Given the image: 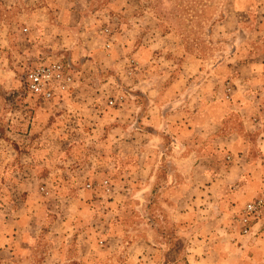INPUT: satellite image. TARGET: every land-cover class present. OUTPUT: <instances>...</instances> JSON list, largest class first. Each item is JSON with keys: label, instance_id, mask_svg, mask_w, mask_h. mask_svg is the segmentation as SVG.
Wrapping results in <instances>:
<instances>
[{"label": "rangeland", "instance_id": "374dc122", "mask_svg": "<svg viewBox=\"0 0 264 264\" xmlns=\"http://www.w3.org/2000/svg\"><path fill=\"white\" fill-rule=\"evenodd\" d=\"M262 25L264 0H0V264H264V205L249 232L242 222L248 204L264 202V182L244 184L263 171ZM53 64L63 78L43 100L23 77ZM174 76V100L205 82L215 91L205 102L231 104L223 140L187 136L182 146L137 120L148 101L133 104L134 85ZM184 99L183 111L196 112L195 93ZM238 138L253 167L224 186L226 203L211 195L216 186L201 196L204 172L214 178L216 163L232 159L216 148ZM183 155L191 182L180 185ZM199 160L214 168L192 169ZM194 193L181 217L180 197Z\"/></svg>", "mask_w": 264, "mask_h": 264}, {"label": "crops", "instance_id": "0c3cea01", "mask_svg": "<svg viewBox=\"0 0 264 264\" xmlns=\"http://www.w3.org/2000/svg\"><path fill=\"white\" fill-rule=\"evenodd\" d=\"M262 27H264V25H262ZM256 33L260 35H264V33H262L261 31L256 32ZM242 34L244 35V37H248V38L249 36H251L249 31H247L246 29L242 30ZM233 35H236V33L231 34L232 37ZM2 37H3V34L0 33V41ZM149 40H151V38ZM152 41H155V42L154 43L149 42L147 43V45L142 44V46L139 49H137L136 56L138 58L140 57L144 58L145 57L144 54L146 53L151 55L153 51L157 49L158 47L157 38H155ZM0 56H1V53H0ZM24 59L25 58H22V60ZM2 61L3 60L0 59V70H5L6 65L4 67ZM19 66L21 67V64ZM252 75L253 77L256 76V74L255 75L252 74ZM164 77L166 76L160 77V79ZM238 77H239L238 81L242 79L241 75H239ZM178 79H179L178 76L176 77L174 76L173 80L168 83V86L162 85L159 87L157 86V84H154V82L152 83L151 81H145L143 83L134 85V90L138 91L135 96L141 99L137 100V103L134 100L133 104H135L136 106H138L139 109H141V105H139L141 103V100L143 99L144 101L146 100L148 101L147 111L143 112V114H139L140 113L139 110L138 112H134L137 120L141 121V119H143L146 122H148V124L154 128V129L150 128L149 130L150 131L152 130V132H154L156 135L160 134V129L162 126L164 127V130L166 131L167 135L172 136L173 132L176 133V137L174 139L176 140L180 139L178 143L182 146L185 143L184 138H186L187 136L196 137V138L204 137V136L205 137L216 136V138H222L216 135V133H218L220 129L222 128V125L224 124V121L226 120L229 114V111L231 109L230 107L231 104L229 103L226 104V102L222 103L215 96L212 98L211 102L209 103L205 102L207 98L205 97L206 95H210L211 92L215 93L214 87H211V85L205 84V82H202V83L198 82L194 84L195 90L193 91V94L195 93L196 95V102L198 104L196 112L191 114L187 111H183V104H185L186 102L184 98L187 97L188 95L191 96L193 94H189L190 93L189 88L187 89L182 88V90H180L179 93L177 94V97H179V99L174 100L173 97H171L172 95L171 90L173 88L179 87L177 85ZM199 104L200 106H203V105L207 106V108L205 109L199 108ZM185 107H187V105H184V108ZM211 123L214 125L211 126ZM174 124H175V127H173ZM139 128L142 129L140 125H139ZM230 138H231V135L229 137H224L225 140L230 139ZM239 141H240V138L234 140V142L232 143L229 142L224 145L221 144L219 145L220 148L218 147L216 148V153L220 155H224V156L225 154H228L229 156H231L232 159L228 162L227 161L224 162L223 163L224 165L222 167H221L222 163L221 164L216 163V175H213L214 178H211L210 172H204L206 173V175L209 174V176L203 177L204 187H202V189L200 190L201 196L205 194L209 195V193L212 192L213 187L216 186V191L213 192L214 194L211 193V195H214V196L216 195V201L217 200L222 201L224 198L223 202L226 203L229 196L227 197L225 194L222 195V191L225 188L224 186H228L230 183H233V182L235 183L238 180L244 179L242 177L246 173L247 169L250 167V164H251V167H253L248 157L249 156L248 153L251 151V149L250 148H238ZM175 148L177 149L179 148V146ZM181 148L182 147L180 146L179 150H181ZM255 150L258 151L259 154L261 153L264 154V148H256ZM135 152L139 156L135 169L136 171H139L144 166V160L142 159L141 156L145 154V149L136 148ZM221 152H223L224 154H222ZM181 153L183 154V150L181 151ZM185 156L187 155L182 156L183 158L180 162L181 163L180 164V172H181L180 185L191 182V180L189 181V167H190L188 165L189 159L188 157L186 158ZM263 163L264 162L261 163L262 165L260 164V167L263 170L260 177L259 176L256 177L257 175L255 173H254L255 176L247 175L248 177L245 178L247 180L244 179V182H245L244 184H252L253 181L255 180L256 181L255 183L262 186L264 182V164ZM191 167L194 170H201V169L207 170V169L214 168V166H211L210 164H207V162H203L202 160L194 162ZM183 175H184V178L182 177ZM170 179L172 181V178H167V181H169ZM197 183L198 182L196 181V178H195L193 181V186H195ZM193 195L194 196L191 197L192 200H189L188 194L185 198L180 197L179 208L177 209V211H179V213L181 214V217L185 216L187 212V208L190 206L189 202L192 203L198 199V194L196 195L194 193Z\"/></svg>", "mask_w": 264, "mask_h": 264}, {"label": "built area", "instance_id": "2783aa9c", "mask_svg": "<svg viewBox=\"0 0 264 264\" xmlns=\"http://www.w3.org/2000/svg\"><path fill=\"white\" fill-rule=\"evenodd\" d=\"M27 31V30H25ZM63 65H42L28 70L24 77L25 88L33 95L43 99L52 100L55 96V89L63 78ZM263 200H257L246 206L243 213L244 232H249L251 217L259 216L263 209Z\"/></svg>", "mask_w": 264, "mask_h": 264}]
</instances>
